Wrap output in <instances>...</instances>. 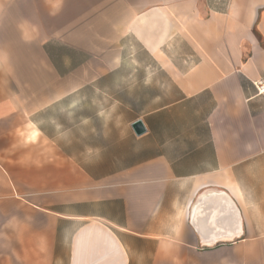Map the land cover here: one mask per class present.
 <instances>
[{"label":"crops","instance_id":"0c3cea01","mask_svg":"<svg viewBox=\"0 0 264 264\" xmlns=\"http://www.w3.org/2000/svg\"><path fill=\"white\" fill-rule=\"evenodd\" d=\"M263 79L264 0H0V264H264Z\"/></svg>","mask_w":264,"mask_h":264},{"label":"built area","instance_id":"2783aa9c","mask_svg":"<svg viewBox=\"0 0 264 264\" xmlns=\"http://www.w3.org/2000/svg\"><path fill=\"white\" fill-rule=\"evenodd\" d=\"M257 95H264V79L253 82Z\"/></svg>","mask_w":264,"mask_h":264},{"label":"water","instance_id":"95a60500","mask_svg":"<svg viewBox=\"0 0 264 264\" xmlns=\"http://www.w3.org/2000/svg\"><path fill=\"white\" fill-rule=\"evenodd\" d=\"M133 129L136 134H141L144 131L142 124L140 122H136L135 124H133Z\"/></svg>","mask_w":264,"mask_h":264}]
</instances>
